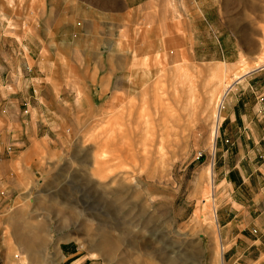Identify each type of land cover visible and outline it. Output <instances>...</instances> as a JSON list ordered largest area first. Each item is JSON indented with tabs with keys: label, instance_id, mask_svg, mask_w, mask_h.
I'll return each instance as SVG.
<instances>
[{
	"label": "crops",
	"instance_id": "obj_1",
	"mask_svg": "<svg viewBox=\"0 0 264 264\" xmlns=\"http://www.w3.org/2000/svg\"><path fill=\"white\" fill-rule=\"evenodd\" d=\"M195 5L202 6L200 14ZM212 5L213 0H12L13 19L15 14L26 18L31 30L19 42L15 37L21 31L13 29L8 47L0 39V264L21 259L26 264H132L128 254L111 253L115 241L110 239L106 252L94 245L88 249L89 241L86 248L69 245L60 239L62 232L35 214L46 212L43 206L22 202L51 158H60L67 127L76 131L77 118L101 110L133 86H148L173 66L179 47L173 21H207ZM161 20L168 38L159 33ZM188 37H193V60L206 64L201 67L205 80L198 83L199 119L210 115L219 88L210 81L211 71L226 50L212 61L206 26L199 32L189 27ZM74 62L82 76L47 73ZM21 63L25 80L18 75ZM256 66L227 92L216 141V222L227 264H240L246 250L264 246V64ZM51 85L59 86L57 95Z\"/></svg>",
	"mask_w": 264,
	"mask_h": 264
},
{
	"label": "rangeland",
	"instance_id": "obj_2",
	"mask_svg": "<svg viewBox=\"0 0 264 264\" xmlns=\"http://www.w3.org/2000/svg\"><path fill=\"white\" fill-rule=\"evenodd\" d=\"M201 7L194 6L198 14ZM208 17L207 21H173L174 33L179 38L174 65L161 71L148 86H133L128 93L122 92L105 102L101 110L80 116L75 122L76 131L68 126L67 132L61 134L63 153L59 159L51 158L45 172L34 178L29 186L31 195L22 203L43 206L46 212L35 214L44 216L52 231L62 232V241L70 242L69 245L78 242L84 248L87 245L83 243L89 241L91 249L106 234L115 241L111 253L128 254L132 264H219V251L223 252V264H227L216 222V141L220 127L213 151L210 135L215 104L224 87L236 81L231 79L232 75L257 67V62L264 58V0H213ZM30 24L17 14L13 19L12 0H0L3 46L11 45L13 29L21 31L22 36L15 40L22 41L31 30ZM158 25L162 28L161 36L170 37L165 33L164 20ZM194 26L197 32L207 27L212 40V61L220 59L221 50H226L222 63L211 71L210 81L216 80L219 88L210 115L199 119L196 116L202 101L198 83L205 80L201 67L206 64L193 60V37H188V32ZM202 36L196 39L203 42ZM76 65L74 62L72 67H56L47 73L54 78L82 76L80 63ZM18 75L21 80L27 79L23 63ZM50 87L57 95L59 86ZM26 109V104L21 105L22 113ZM66 123L69 124L67 120ZM163 128L176 130V143L162 150L157 166L141 165L142 141ZM119 154L127 156V160L118 162ZM98 162H105L104 173L109 175L105 180L95 175ZM210 165L212 196H204V190L209 191ZM130 186L136 188L135 194L139 193L136 199ZM119 188L126 189L125 206L114 211L110 193ZM213 209L215 223L210 219ZM24 262L21 259L20 263ZM238 263L264 264V246L246 250Z\"/></svg>",
	"mask_w": 264,
	"mask_h": 264
},
{
	"label": "bare ground",
	"instance_id": "obj_3",
	"mask_svg": "<svg viewBox=\"0 0 264 264\" xmlns=\"http://www.w3.org/2000/svg\"><path fill=\"white\" fill-rule=\"evenodd\" d=\"M262 64H264V58L260 59L257 62V65H259V66L262 65ZM246 70H244L240 74L241 75L245 74ZM240 74H233L231 79L232 80H237L239 78ZM230 87H231V84H227L224 87V90L222 92L223 93L222 96H220L218 98V100H217V102L215 104V110H214V114H213L214 115V125H213V127L211 129V135H210L211 136L210 143H211L212 151L214 150L215 139H216V137L218 135V127H219V122H220L221 108H222L223 103H224V98H225L226 94H228L227 92L229 91ZM157 129H158V127H157ZM160 130H159L158 133L157 132L151 133L150 137L145 138L142 141V147H143L142 150L144 151V155H143V160L144 161L140 162L141 165L145 164V165L157 166L159 163H161V160H162V157H161L162 154H163L162 150L165 147H167L168 145H174L176 143V141H177L176 130L167 129V128H163L161 131ZM119 138H121V137H119ZM129 155L127 154V156H129ZM127 156L119 154V156L116 155V159L118 160V162H123V161L127 160ZM104 172H105V162H98V164H96V168H95V175L100 177L102 180H105L109 175L105 174ZM141 172H143V171H141ZM212 174H213L212 173V166L210 165V166H208V175H209L208 186H209V191H205L204 190V192H203L204 196H212V189H213V185H212L213 184V176H212ZM135 186L137 187L139 185L135 184ZM129 189H131V186H130ZM125 190H126L125 188H119V189L113 190L110 193V195H111L110 196L111 197L110 206L112 207V209H114V211H116V210L118 211V209H121L123 206H125V202H123V197H126L125 196V194H126ZM131 190L132 191H130V193H132V194L133 193L135 194V191H137L136 188H132ZM128 194H129V191H128ZM136 194L134 196L135 199L138 197L137 195H139V193L137 195ZM197 210H200V209H197ZM210 219H211L212 223H213V221L215 223V212H214V209H213V211H212V213L210 215ZM108 242H109V236L106 235V234H102L100 236V239L97 242L93 243V245H94L93 247L99 248L101 250L103 249L102 251L106 252L107 248H108ZM218 262H219V264H223V252L222 251H219Z\"/></svg>",
	"mask_w": 264,
	"mask_h": 264
},
{
	"label": "built area",
	"instance_id": "obj_4",
	"mask_svg": "<svg viewBox=\"0 0 264 264\" xmlns=\"http://www.w3.org/2000/svg\"><path fill=\"white\" fill-rule=\"evenodd\" d=\"M19 264H26V263H19Z\"/></svg>",
	"mask_w": 264,
	"mask_h": 264
}]
</instances>
